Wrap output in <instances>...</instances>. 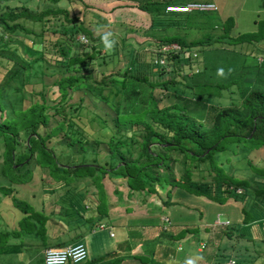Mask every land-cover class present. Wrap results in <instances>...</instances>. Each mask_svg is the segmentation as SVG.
<instances>
[{"label":"trees","instance_id":"obj_1","mask_svg":"<svg viewBox=\"0 0 264 264\" xmlns=\"http://www.w3.org/2000/svg\"><path fill=\"white\" fill-rule=\"evenodd\" d=\"M44 1L46 6L39 11L21 7L0 12V51L15 52L0 55V171L10 182L0 183V193L7 195L21 212L11 229H0V248L10 244L21 246L25 237L39 239L46 246L49 238L57 236L62 229L60 225L67 229L77 224L72 216L60 219L59 215H49L42 201L43 207L39 209L30 201L14 195L15 185L32 181L36 166L46 172L48 180L58 182L50 185L46 177H41L44 179V191L52 189L51 194L71 182V173H97L98 177L93 174L90 177L75 175L72 180H82L87 184L86 181L94 182L95 179L96 184H92L97 190H92L89 195L97 194L94 196L97 202L94 199L85 202L89 195L77 188L71 191L72 195L64 203L66 212L72 211L82 217L80 210L83 206L92 208L99 217L107 214L108 207L101 206L104 202L100 200L104 198L106 202L108 195L104 177L107 174L122 177L129 191L128 197L130 193L144 197L145 193L161 200L164 195V205L172 204L169 197L173 189H182L219 203L246 195L249 181L246 177H238L231 164L232 157L239 151L240 160L253 172L251 176L254 178L260 174L264 177V159H258L255 165L249 159L254 150L264 148V79L257 73L259 70L264 73V59L251 65L248 75L240 81L232 72L236 65L220 57L221 47L214 44H253L263 52L264 47L259 44L264 40L261 23L257 31L232 37L231 17L211 25L209 11L194 10L183 13L186 15L181 18L186 25L222 27L223 32L214 36L206 34L191 41L175 34L160 36L157 32L161 31L155 26L162 22V17L169 20L166 18L170 13L165 8L174 3L138 0L141 8L151 13V24L144 28V33L157 35L158 42L149 54L143 52L139 55L134 50L133 73L126 68L124 73L110 72L98 79L99 50L95 49V43L104 33L95 36L93 30L84 27L81 21L77 23L75 14L70 16L69 10L59 6L63 0ZM190 15L197 17L198 22L191 25L189 22L195 17ZM63 21L71 26L67 28ZM26 22L40 25V31L35 33ZM125 28L127 31L136 30L129 26ZM58 32L62 35L57 36ZM79 32L88 33L90 45L81 42ZM79 42L86 45L80 46ZM171 43L178 44L179 49L162 50L163 46ZM194 53L202 54V66H198V72L223 70L226 74L224 81L213 83L214 87L221 90L237 84L239 101L235 99L220 104L204 98L202 93L189 96L169 88L168 83L175 85L176 81L173 77L168 79L164 76L180 72L177 66L180 69L185 65L195 68V63L189 59ZM104 60L103 57L102 62ZM161 60L169 65L167 72ZM36 65L42 67L43 77L58 76L51 83L43 79L31 82L30 76ZM201 73L198 74L201 76ZM5 75L8 76L4 78ZM113 88L121 97L111 104L114 112L112 124L100 116L99 120L104 124L94 130L97 134L93 136L94 132L89 130L92 120H97L95 113H85V93L108 103L110 100L105 90ZM9 89L17 94L6 100ZM79 90H84L83 95L73 101L74 93ZM26 94L30 97L26 98ZM89 137L94 144L104 147L86 149ZM75 147L80 149L77 155L72 153ZM238 188L244 191L241 190L243 194L238 193ZM161 189L164 190L163 195ZM112 190L119 191L116 187ZM254 191L260 192L256 199L260 203H252L248 210L242 206L245 224L257 218L252 214V206H256L264 217V188ZM68 193L70 190L66 189L62 194ZM50 202L55 204L58 201ZM223 233L230 238L234 228ZM36 264H43V259Z\"/></svg>","mask_w":264,"mask_h":264},{"label":"rangeland","instance_id":"obj_2","mask_svg":"<svg viewBox=\"0 0 264 264\" xmlns=\"http://www.w3.org/2000/svg\"><path fill=\"white\" fill-rule=\"evenodd\" d=\"M160 1H166V0H160ZM169 2H173L174 4L178 3H192V2H199V3H212L216 10L207 12L211 17V25H217L219 22L221 23L224 21L227 17H231L233 19V27L230 31V35L232 37L237 36L242 33H250L253 31H257L258 28L261 26L264 28V0H167ZM44 0H2L0 1V12H3L5 10H8L9 8L18 9L21 7H27L28 9L39 11L42 8H44L45 5ZM60 7H63L70 12V16L76 15L78 18V22L81 21L83 23L84 27H87L88 29L93 30V35L97 36L99 34H103L105 32L111 33L112 38L115 39L116 43L110 50H106L104 47V44L102 42V39L95 43V49L99 50V55L97 58V61L99 62L98 68H97V76L98 79H102L105 74H108L110 72L116 73L120 71V73H124L125 69H129V73H133L135 70H131V62L134 59L133 53L134 50H136L139 55L141 53L149 54V51L152 50L158 42L157 35L152 36L148 33H144V28H147L151 24V13L148 10H145L141 8V5L138 0H63L60 4ZM166 11V10H165ZM186 14L183 13H170L167 14L166 19L172 20H164L162 17L160 24L158 26H155L158 28V30L161 31L157 32L158 35L164 36V35H171L175 34L179 37L185 38L187 41H191L200 37H204L206 34H209L211 36L218 35L221 32H223L222 27H202L199 25H193L189 26L186 25L183 21L184 19L181 18ZM190 17H195L193 15H190ZM62 19V16H60ZM197 17L193 18V20H190V24L197 23ZM61 22V20L59 21ZM64 25L68 28L71 25L67 21H63ZM27 26L32 27L35 33H38L40 31V25L38 24H32L31 22L25 23ZM134 27L135 31H127L125 30V27ZM162 28V30H161ZM58 32L57 36L62 35V33ZM84 33V34H83ZM79 32L78 38L86 43H90V38L88 36V33L86 32ZM47 36H49V33H45ZM207 36V35H206ZM53 37V36H51ZM82 42V41H81ZM82 42V43H84ZM80 44V42H79ZM172 45L170 47H174L177 49L176 43H171ZM215 45H218L221 47L220 49V57L226 58L227 61H230V64H235V70H233L234 77L240 78V81L243 80L244 76L248 75L249 70L251 69V65H254L256 62H262L264 59V51L260 52L255 45L253 44H238L235 46L232 45H225L222 42H216ZM259 44H262L264 47V40L260 41ZM86 45V44H85ZM83 44H80V46H85ZM90 45V44H89ZM89 45L87 50L89 51ZM52 48L49 47V50ZM216 49V48H215ZM219 51V50H218ZM216 51V53L218 52ZM10 53H15L14 51H0V55H6ZM143 55V54H142ZM200 56L202 58L201 53H194L191 54L189 57L190 61L195 63L196 67L193 69H190L187 65H185L183 68L180 69L179 66H177L176 69L180 70V72L175 73L171 72V74H167L164 77H173V80L176 81L175 85H171L168 83L170 89H177V91L181 92L182 94L189 95V96H196L202 93L203 97L206 99H210L215 103L220 104H227L231 101H239L238 99V88L237 84H233L232 86L228 88H222L219 90L218 88L214 87L213 83L216 81H224L226 78V74L224 72H221L220 70L216 71H207L206 73L198 72V66H202V62H200ZM1 57V56H0ZM105 58L104 62H102V58ZM0 62H2L0 60ZM164 65L165 71L167 72L169 70V65L165 63V61H161ZM168 65V66H167ZM42 67L39 65H36L35 68L32 70V74L30 76L31 82H40L41 79L45 80L47 83H51L54 78H56L58 75L54 74L53 77H43L41 74ZM102 72V73H101ZM145 72V71H144ZM143 72V73H144ZM198 73H201L200 76ZM258 74H261V77L264 79V73H261L259 70L257 72ZM1 74V72H0ZM146 74L150 78V74L146 71ZM8 75H5L4 78H6ZM178 80V81H177ZM193 83H196L195 85ZM117 85L119 83L117 82ZM28 88H31V85L28 86ZM84 91V90H83ZM83 91L79 90L76 91L73 95L72 100L76 101L80 95H83ZM105 93L109 97V102L104 103L102 101L97 100L95 97L91 95V93H85L86 95V108L85 113L87 111L88 114L95 113V120L93 121L92 126L90 127L89 131L97 130V128L101 127L104 123L102 120H99V117H103L108 120V123L112 124V117L114 116V112L111 108L112 102L116 98H120L121 94L119 93L117 96V93L115 92V88L109 90H105ZM17 94L15 91H11L10 89L6 91V100L9 99L11 95ZM29 94H26V98H29ZM106 120V121H107ZM92 132V133H93ZM93 133V136H96ZM107 135V133H106ZM89 141L87 143L86 149L88 150H99L104 145L97 146L92 142V137H89ZM238 150V148L236 147ZM80 151L78 147H75L74 150H72V153L74 155H77V153ZM135 156V154H134ZM263 158L264 159V148H260L259 150H254L253 153L250 154V158L252 163L255 165L258 159ZM91 157H89L88 160H90ZM241 159V153L240 151L238 154H236L234 157H232L231 164L236 170V175L238 177H246L249 181V187H248V193L246 195H243L242 197H235V198H229L228 201L224 203L219 202H210L204 197L201 196H194L191 195L182 189H173L169 201L172 204L164 205L163 199L165 198L163 193L164 190H160L161 200L156 199V196L150 195L146 196L145 193L144 197L141 195H135L130 193V197L127 196L129 191L127 190V186L122 181V177L117 174H110L108 176H104L106 179V187L108 188V195L106 196V202L104 198H100L104 204H101L103 207H108L111 205L118 204L119 206H122V209H124L126 206L131 205L135 206L132 208H128L127 212L128 214L133 215H140V214H148V215H158L159 217L156 218L157 224L154 226L145 227L142 226H133L134 222L130 224V226L125 230L121 226L120 228H114L112 230L113 235L115 234L116 238L114 240H118L120 236H122L121 231H128V234H131L132 237L136 235V232L140 231L138 227H142L145 229L146 232H149L150 235H156L157 238L164 239L165 237L171 238L172 241H170L169 246V254L173 261L172 264L178 263V260L181 258H184V263H187L185 261V255L187 252L185 250L178 251L176 248L177 242H183L182 237L186 236L187 233H190L193 231V233H197L195 239L198 237V232H202V235L207 234V241L209 239H212L214 241V234L219 232L221 235L225 236L223 233V229L225 227H230L240 220V216L243 218L244 213H241V207L244 206L247 210L250 208L251 203H255V200L260 195V192H255L254 190H258L259 188H264V177L260 174H256L254 178L251 176L253 173L251 171V168H249L246 164H244ZM1 157H0V165H1ZM228 166V165H227ZM94 175V177H98L97 173H85L81 172L79 174L77 173H71L69 180V184L67 186H64L63 188L57 189V191L53 194H51V190H45V186L42 185V182L44 179L41 177H46V182H51L50 185H55L58 182H55V180H48L46 172L40 168L39 166L35 167L34 173H33V179L30 183L22 184V185H15L16 189L14 192V195L19 198H23L27 201H30L34 206L40 209L43 204H45V211L49 215H59L60 218L63 216H72L76 217L79 221H85L87 224V234H90L89 226L93 221L95 220L94 211L90 207L83 206L82 215H78L75 212L68 211L66 212L65 207V201L69 199V197L72 195L71 191H74L78 188V191L84 192L86 195L91 194L90 192L92 190H97V187L94 186L92 183L96 184V180L94 179V182L89 181L84 184L85 182L80 181H72L76 177L75 175H82V176H88ZM68 180V179H67ZM0 183L9 184V180L5 178L0 171ZM47 184V183H46ZM59 185V184H58ZM78 185V187H77ZM49 186V185H46ZM57 186V185H56ZM116 187L119 191L115 192L112 190V188ZM58 188V187H57ZM65 188V189H64ZM63 189V190H62ZM66 189L70 190V193L68 194H62L63 191ZM242 190L241 188H238ZM242 192H244L242 190ZM241 192V193H242ZM243 194V193H242ZM97 194L96 195H89L86 196L85 202L90 201L91 199H94L95 202L98 201ZM98 196H101L99 194ZM246 196H248L246 198ZM48 197V198H47ZM47 198V200H46ZM50 201H58L55 204H52ZM64 201V202H63ZM254 201V202H253ZM259 202V200H256ZM60 203V204H59ZM158 203V204H157ZM260 203V202H259ZM64 204V205H62ZM91 205V204H90ZM242 205V206H241ZM252 205V204H251ZM129 206V207H131ZM234 206V208L232 207ZM87 208V209H86ZM252 214L258 215V217L262 218L263 220H260V222L263 223L261 228L253 227L254 225L245 226L244 228H241L239 226L234 227V233H232V238L235 237V235H238L237 232L240 231L239 236H244L247 238L248 242L242 243L241 240L238 238H234L231 244H223L221 243L218 246L219 249V258L221 259H229L233 258L235 261H237L236 264H243L240 262L242 259V256L239 255L236 252L232 251V247L234 248H240V249H246L248 250L249 258L250 255H257L262 254L261 256L264 257V242H254L251 239L253 236L258 235L257 233L264 235V217L260 213L259 209L256 208V206H252ZM121 212H124V210H120ZM144 212V213H143ZM251 212V210H250ZM109 212L105 216L108 215ZM220 213V214H217ZM217 214V215H216ZM243 215V216H242ZM21 216V212L18 208L14 207L11 203L10 198L0 193V229H4L7 227V229H11L14 220H16L18 217ZM105 216H100L105 217ZM99 216H96V219ZM99 217V218H100ZM168 218L170 221V224H163L162 220L164 218ZM229 219V220H226ZM124 219L117 218L116 222H124ZM214 220V222H213ZM225 222L228 221L229 224L226 226L221 223L216 222ZM138 222V221H135ZM213 222V223H212ZM251 222V221H249ZM186 225V226H193L190 228H193V230H184L181 231V233L176 232L182 227L180 226ZM240 225V224H239ZM171 226L174 227V230H170ZM160 227V228H158ZM198 227V228H196ZM206 228H208V233ZM177 229V230H175ZM225 230V229H224ZM95 231L98 232L99 229L96 227ZM164 231L167 233L162 234ZM175 233H174V232ZM237 231V232H236ZM174 233L175 235L171 234ZM79 233V232H78ZM170 233V235H169ZM158 235V236H157ZM173 235V236H172ZM86 235L83 236V241L86 245L87 239H85ZM205 238V237H201ZM180 240V241H179ZM24 244L22 246H16V245H7L6 247H3L0 249V264H19V262H24V258L22 257L20 261L18 262V259H16L17 256H20L22 254H25L28 256V263L27 264H36L39 259H42L43 250L42 248L38 247H30L36 246L38 239L34 237H25L23 240ZM206 241V240H205ZM157 240L153 241V243H150L151 247L154 248L157 245ZM211 244V247H210ZM28 246V250L25 246ZM149 245V246H150ZM212 242L206 243L203 241V247L201 246L202 251L209 252L210 248L215 250V246ZM228 245V246H227ZM174 250V251H173ZM25 251V252H24ZM211 252V251H210ZM257 253V254H256ZM245 256V255H243ZM7 257V258H6ZM166 257V256H165ZM246 257V256H245ZM27 259V258H26ZM171 261V260H170ZM103 261H101L102 264ZM176 262V263H175ZM155 263V262H154ZM156 263H160V260H157ZM171 263V262H170ZM168 262V264H170ZM203 263H208L207 259L203 261ZM105 264H120L119 261L116 262H105ZM245 264V263H244Z\"/></svg>","mask_w":264,"mask_h":264},{"label":"crops","instance_id":"obj_3","mask_svg":"<svg viewBox=\"0 0 264 264\" xmlns=\"http://www.w3.org/2000/svg\"><path fill=\"white\" fill-rule=\"evenodd\" d=\"M170 3L172 4L173 2H170ZM129 206L131 205H128L124 209H122V206H119L118 204L111 205L109 206V209H108V212H109L108 215L102 218L98 217L97 219H96V216H98L97 215L98 213L94 212L95 220L89 226L90 234H87L88 228H86L87 224L85 221H79L76 217H72L74 221L77 222V224H74L73 226L71 225L67 229H64V227L60 225V228L62 229L59 231V233H57L58 234L57 236H52L49 238L48 243H47L48 245L45 244L46 246H44L38 239L37 245L36 246L30 245L29 248L38 247L44 250L46 247H63L68 244H72L76 242L84 243L82 238L84 235H86L85 239H87L88 245H86L85 243L84 245L87 249V258L85 261H83L80 264H101V261H103L102 264H105V262L109 263L112 261L113 262L119 261L120 264H168V262L169 263L171 262L170 264H172L173 261L175 260L172 259L169 254L170 241H172L171 238L169 237L168 238L165 237L164 239H161L160 237L157 238L156 235L151 236L150 233L146 232L144 228L138 227L135 229H138L141 232L140 235L138 234L139 232H136V235L132 237L131 234L127 233L128 231H125V232L121 231L122 236H120L118 240H114L116 238L115 234L111 235V233H113L112 230L114 228H117V227L120 228L121 226L123 229L126 230L132 222H134L133 226L144 225L145 227L154 226L157 224L156 218L159 217L157 214L148 215L143 212L144 214L130 216L131 214H128L126 210ZM131 207H135V206H131ZM232 207L234 208V206ZM120 210L122 211L124 210V212H121ZM240 210H241V213H243L242 207ZM217 214H220V213H217ZM117 218L124 219L123 220L124 222L121 221L117 223L116 222ZM66 220H68V218ZM66 220H63V221H66ZM226 220H229V219H226ZM260 220H263V219L258 217L257 215L256 220L249 222V224H245L243 222V218L240 216L239 222H237L236 224L230 227L227 225L228 227H225L224 228L225 230L223 229V232L228 230L229 228L231 229V227L234 228L233 226L235 225H236L235 228H237V226L244 228L245 226H250L251 223L252 225H254L253 227L261 228L263 223L260 222ZM135 221H138V222H135ZM102 223L105 226L101 228L99 225ZM96 227L99 229L98 232L95 231ZM180 227H182V229L180 228L176 233L181 232L184 228L189 229L190 227H193V226L184 225L183 227L181 225ZM171 229L174 230V227L171 226L170 230ZM164 233H167V232H163L162 234ZM206 233H208V229ZM257 234L258 235L253 236L251 238L253 240V243L254 242L263 243L264 235H261L259 233ZM196 235L197 233H193V231L190 233H187L186 236L182 237V239H185V240H182L183 242H177L176 244V248L178 249V251L185 250V252H187V254L185 255L186 256L185 261L187 260L191 261L192 264H206V263H203V261H205L206 259L208 262L207 264H236L237 261H235L233 258H229L225 260L222 258L220 259L218 257L219 256L218 246L221 243L223 244L236 243L235 241L232 242L234 238L235 239L238 238L240 239V241L244 240L242 241V243L248 242L247 241L248 239L245 238L244 236H235L234 238H232L231 236L229 238L227 235L223 236L219 232L214 234V237H213L214 241L212 239H209L207 241L208 239L207 234L202 235V232L201 233L198 232L197 239H195ZM202 236L205 238H201ZM156 240L158 244L154 248H152L150 243H153V241H156ZM203 241L206 243L212 242L214 244L213 246H215V250H213L212 249L213 247H212L210 248L209 252L202 251L201 246L203 247ZM17 246H20V245H17ZM3 247H6V246H3ZM3 247H1L0 249H2ZM25 247L28 250V246H25ZM210 247H211V244H210ZM231 249L233 252H236L238 250L237 253L242 256V259L240 260V262L243 264L244 263L245 264H264V257L261 256L262 254L256 253L257 255H253V256L250 255L251 258H249V254L246 253L248 252L247 248L242 250L240 248L237 249V248L232 247ZM243 255H245L246 257ZM22 257L24 258L25 261L19 262ZM16 259H18L19 264L28 263V256L26 255V253L23 254V256L22 254L20 256H17ZM183 259L184 258H181L178 260V263L176 262L175 263L176 264H187V263H184ZM157 260H160V263H156ZM68 264H71V263H68Z\"/></svg>","mask_w":264,"mask_h":264},{"label":"built area","instance_id":"obj_4","mask_svg":"<svg viewBox=\"0 0 264 264\" xmlns=\"http://www.w3.org/2000/svg\"><path fill=\"white\" fill-rule=\"evenodd\" d=\"M215 6L212 3H199V2H192V3H186L183 5L178 4H172L168 5L165 10L169 13H185L190 12L194 10H201V11H212L215 10ZM84 36L81 37V41ZM85 43V42H84ZM170 45H165L162 47V50H168L170 48L175 49L174 47H170ZM177 45V49H179V45ZM176 49V50H177ZM162 61V60H161ZM238 193L241 192L240 189L237 190ZM163 224H170L169 219L166 217L162 220ZM221 223L223 225L229 224L228 221L225 222H216ZM101 228L105 225L102 223L99 225ZM113 235V233H111ZM87 258V249L82 242H76L72 244H68L63 247H46L43 250V264H80L83 261H85Z\"/></svg>","mask_w":264,"mask_h":264},{"label":"clouds","instance_id":"obj_5","mask_svg":"<svg viewBox=\"0 0 264 264\" xmlns=\"http://www.w3.org/2000/svg\"><path fill=\"white\" fill-rule=\"evenodd\" d=\"M212 11H214V10H212ZM101 39H102V42H103L104 47H105L106 50H110L114 46V44L116 43L115 39L112 38V34L111 33H107V32L104 33L102 35ZM220 71L222 72L223 70H220ZM187 264H192V262L188 261Z\"/></svg>","mask_w":264,"mask_h":264}]
</instances>
